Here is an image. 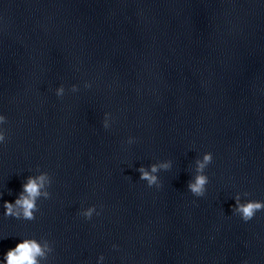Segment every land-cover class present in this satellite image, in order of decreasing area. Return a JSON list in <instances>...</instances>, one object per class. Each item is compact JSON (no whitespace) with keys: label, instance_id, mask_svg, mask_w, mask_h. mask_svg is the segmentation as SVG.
Segmentation results:
<instances>
[{"label":"clouds","instance_id":"obj_1","mask_svg":"<svg viewBox=\"0 0 264 264\" xmlns=\"http://www.w3.org/2000/svg\"><path fill=\"white\" fill-rule=\"evenodd\" d=\"M91 87L89 82L83 83V88L88 89ZM79 87L76 84L71 85L68 91L77 93ZM54 95L59 99L65 95V87L63 84L54 89ZM7 123L6 117L0 113V146L6 140L4 125ZM113 123L110 113H104L101 121V126L108 130ZM135 139L129 137L125 143L133 144ZM212 153L205 152L198 159L194 160L193 175L186 185L187 191L196 198L203 197L206 192V185L208 184V176L205 175V169L212 162ZM172 167L169 160L160 161L149 164L147 168L141 166L136 169L139 173L138 179L143 181L148 188H160V181L158 178L159 172L168 171ZM51 185V177L45 171L36 170L35 175H28L25 177L21 184V190L12 202L4 201L0 207L3 209L4 217H11L17 220L32 221L35 219V214L38 212L37 202L41 199L47 200L50 197L48 191ZM248 193H236L233 195L232 200L234 206L231 207V213L238 216L239 219L247 223L253 219L257 212L264 210V201L248 199ZM85 221L91 220L94 215L99 216L100 212L96 206H88L82 208L78 213ZM113 250H117V246L113 245ZM53 249L47 239L41 238H23L10 249H8L2 256H0V264H45L48 256L52 253ZM104 256L99 255L96 258L95 264H104Z\"/></svg>","mask_w":264,"mask_h":264}]
</instances>
